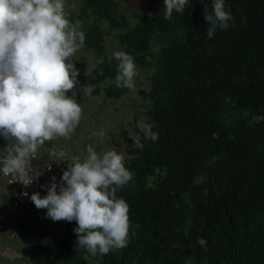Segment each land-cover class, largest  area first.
<instances>
[{"label":"trees","instance_id":"16d2710c","mask_svg":"<svg viewBox=\"0 0 264 264\" xmlns=\"http://www.w3.org/2000/svg\"><path fill=\"white\" fill-rule=\"evenodd\" d=\"M224 2L234 21L211 39L204 8L212 14L214 0H188L167 20L165 7L127 12L121 0L65 6L71 22L81 21L80 50L94 58L92 96L117 100L129 90L114 84L118 51L147 73L130 124L139 143H122L134 174L117 190L130 207L129 242L91 256L76 247V221L42 226L40 214L23 216V207L9 219L31 264H264V0ZM108 42L117 46L111 52ZM82 53L72 57L78 70ZM141 119L157 141L144 138ZM64 156L57 182L68 169Z\"/></svg>","mask_w":264,"mask_h":264},{"label":"clouds","instance_id":"9594fccd","mask_svg":"<svg viewBox=\"0 0 264 264\" xmlns=\"http://www.w3.org/2000/svg\"><path fill=\"white\" fill-rule=\"evenodd\" d=\"M164 3L167 20L173 11L183 13L188 0ZM212 9L209 14L204 8L209 39L217 27L226 30L234 21L225 10L224 0H214ZM69 16L64 0H0V136L9 142L3 149L7 155L0 159V172L14 176L24 187L40 175L31 168L38 148L45 141L68 138L81 120L82 107L74 91L79 70L72 57L84 45L85 33L79 30L81 21L71 22ZM114 56L119 62L115 86L133 90L138 74L134 58L123 51ZM93 87H82L85 97L91 95ZM137 127L145 139H159L153 124L141 119ZM99 135L103 137L104 133ZM129 136L139 143L130 130ZM53 155L56 161H64L63 152ZM73 159L75 162L68 163L63 172L59 189L52 177L46 186L47 195L41 197L34 192L31 201L37 209H47L46 217L53 221H76V247L86 249L91 256L126 248L130 207L125 199L117 197V190L134 174L125 167V156L115 150L100 154L89 145L85 159ZM22 195L27 197L28 193Z\"/></svg>","mask_w":264,"mask_h":264},{"label":"rangeland","instance_id":"374dc122","mask_svg":"<svg viewBox=\"0 0 264 264\" xmlns=\"http://www.w3.org/2000/svg\"><path fill=\"white\" fill-rule=\"evenodd\" d=\"M123 8L128 11H143L152 12L159 11L166 7L164 0H121ZM79 0H64L66 7L76 10ZM111 36H106V41L110 40ZM109 51L116 48V43H107ZM82 51L79 49L76 54L80 55ZM85 56L86 64L79 68V75L77 77L79 83L75 86V98L78 94L82 95L83 99L78 101L82 107V116L79 125L75 131L68 137H58L54 140L45 141L41 147H46L47 152L40 151L38 148L37 156L41 159L54 157L53 153H64V158L69 163H74L73 158L83 160L87 157V148L91 145L97 153L102 154L109 150H115L125 156L123 149V141L129 136L130 124L135 115L140 112L139 104L144 100L138 92L146 86V71L144 68L137 67V76L134 77L135 88L128 90L119 99H105L102 95L98 96H84L81 90L84 85L90 84V71L93 66V57ZM69 96L72 95L70 91ZM100 132L104 136L99 135ZM3 136H0V158L7 155L3 150L8 146ZM43 149V148H42ZM5 181L0 178V264H31L33 261L30 257L20 253L21 248L16 243V228L11 225L9 215L19 217L16 213H8L4 210V204L8 199ZM60 182H57V190L59 189ZM8 193V192H7ZM47 195V190L41 193V197ZM30 208V207H29ZM39 213L43 222L52 226L60 228V221H53L46 217L47 209H29L23 211L22 215ZM21 215V217H22ZM15 217V218H16ZM20 217V218H21ZM13 217H11L12 219ZM18 219V218H16Z\"/></svg>","mask_w":264,"mask_h":264},{"label":"built area","instance_id":"2783aa9c","mask_svg":"<svg viewBox=\"0 0 264 264\" xmlns=\"http://www.w3.org/2000/svg\"><path fill=\"white\" fill-rule=\"evenodd\" d=\"M3 158L4 157L0 159ZM35 158L36 157L31 160V168L34 171L40 172V175L38 179L34 180V182L30 186L24 187L22 184L19 183V181H15L16 178L14 176H4L1 172L5 184L8 186L9 193L7 204L4 208L6 212L13 213L23 207L31 208L32 206H35L34 203L31 201L30 196L34 192H39L41 194L42 192L47 190L46 186L52 182V177H55V182H57L61 173V161H56V158H52L51 161H38ZM23 192H27L28 196H23Z\"/></svg>","mask_w":264,"mask_h":264}]
</instances>
